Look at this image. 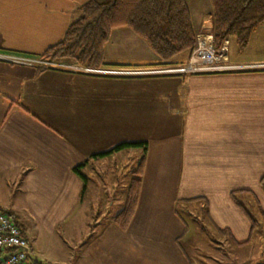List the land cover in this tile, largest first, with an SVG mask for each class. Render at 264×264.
<instances>
[{
    "label": "crops",
    "instance_id": "crops-1",
    "mask_svg": "<svg viewBox=\"0 0 264 264\" xmlns=\"http://www.w3.org/2000/svg\"><path fill=\"white\" fill-rule=\"evenodd\" d=\"M85 1L0 0V209L31 241L32 259L191 264L181 244L189 232L181 210L193 223L204 216L210 228L226 229L240 243L218 233L227 240L223 244L245 246L252 237L243 243L248 216L262 226L259 210L264 215V59H228L233 69L221 72L112 74L171 64L131 28L117 26L103 46L106 65L96 69L103 72L14 60L40 58ZM185 3L193 33H212L210 0ZM130 141H146L147 149L137 204L122 230L112 216L123 203L114 209L113 200L119 181L124 199L128 182L107 168L110 160L127 167L140 149L92 155ZM79 164L85 183L72 170ZM93 172L101 187L85 202ZM193 198L198 200L175 204Z\"/></svg>",
    "mask_w": 264,
    "mask_h": 264
},
{
    "label": "trees",
    "instance_id": "trees-1",
    "mask_svg": "<svg viewBox=\"0 0 264 264\" xmlns=\"http://www.w3.org/2000/svg\"><path fill=\"white\" fill-rule=\"evenodd\" d=\"M210 3L213 44L216 48L225 38H233L237 50H243L252 32L264 23V0H210ZM117 26L131 28L165 64L172 63L175 56L188 51L194 43L185 0H87L78 6V15L67 26L62 38L46 47L38 56L50 62L79 63L89 68H101L106 65L103 46L108 40L110 30ZM124 148H138L141 154L131 171L123 204L112 216L113 222L122 230L127 228L137 204L147 142H121L92 155L93 158L105 156ZM80 166L76 165L72 170L85 183ZM236 192H231L235 200ZM196 200L198 199L177 200L175 204L185 205ZM259 212L264 225L263 212ZM248 217L251 223L250 232L243 243L250 240L258 224L256 219ZM215 231L228 235L233 240L228 230L215 227Z\"/></svg>",
    "mask_w": 264,
    "mask_h": 264
},
{
    "label": "rangeland",
    "instance_id": "rangeland-1",
    "mask_svg": "<svg viewBox=\"0 0 264 264\" xmlns=\"http://www.w3.org/2000/svg\"><path fill=\"white\" fill-rule=\"evenodd\" d=\"M254 31L257 33L256 36L254 37L251 34L252 39L250 40V43L248 42L249 43L248 46H246L241 51L237 50V47L235 45V41L233 38H225L222 41L220 45H222L223 42L226 41L227 39H230L229 40L230 47L228 49V59L230 62L231 61H244V60L249 61V60H255V59L256 60L264 59V23L259 25ZM197 33H203V32H197ZM214 48L216 47L214 46ZM189 50L187 51V56H188ZM187 56H186V59H187ZM186 59L184 60V62L179 61L180 63H177V64L173 62L168 65L170 66L182 65L185 63ZM81 65L85 66L83 64ZM155 68H158V67H155ZM96 69L97 68H93V70H96ZM182 75H185V74H182ZM128 153L131 154L132 153L131 150ZM137 160L131 161L133 163L128 162L127 167H121L119 160L116 161V163L110 160L109 166L111 168L110 167L107 168L108 173H109V169H111V172L109 174L113 176L118 175L120 179L125 178L124 184H127L128 179L131 177V171L133 167L136 165ZM106 164L107 163L105 162L103 165H106ZM130 164H132V166H130ZM115 165H116V168L112 167ZM105 176H108V174H105ZM100 179H99V175L96 174L95 172L89 174V181L87 183V189L85 191V202L87 201L88 196L93 188L94 190H97L98 188L101 187ZM119 190H120L119 195L117 194L118 196L116 197L115 200H113L114 209L119 206L118 204L119 202L122 204L124 200L123 195L121 193L124 192L125 186H123L122 182L120 181H119ZM111 193L113 194V191H111ZM95 212H96V215H99L100 212H103V210L102 209L100 211L96 210ZM182 214H183V217L187 225L189 226V232L187 233L188 235L187 238H185L181 242V244L191 264H264V225L256 226L255 230L252 232V237H251L250 242L245 244V246H238L235 244H230V247H229L226 243L224 244L222 243V241L224 242L227 241L225 240L226 238L219 235L215 231V229L210 228L206 224V220L204 216H203V221H198L196 223H193L189 215H187L183 211H182ZM202 224L204 226H202ZM227 252L229 253L226 258L224 256ZM223 259H224V262H223ZM39 262L42 264L50 263L47 260L45 261L42 259Z\"/></svg>",
    "mask_w": 264,
    "mask_h": 264
},
{
    "label": "built area",
    "instance_id": "built-area-1",
    "mask_svg": "<svg viewBox=\"0 0 264 264\" xmlns=\"http://www.w3.org/2000/svg\"><path fill=\"white\" fill-rule=\"evenodd\" d=\"M16 62H23L38 67L56 66L61 69L89 71L77 63L50 62L41 58L15 57ZM228 64V47L224 41L220 47L214 48L211 33H195L194 43L189 50L184 64L176 66L141 68L133 70H110L112 74L122 75H189L193 73L230 71ZM103 72L102 70H91ZM105 72V71H104ZM32 244L26 237L20 225L10 213L0 209V264H42L32 259Z\"/></svg>",
    "mask_w": 264,
    "mask_h": 264
}]
</instances>
